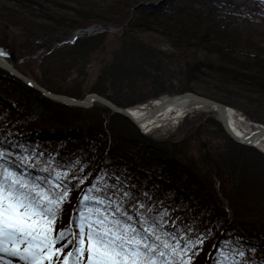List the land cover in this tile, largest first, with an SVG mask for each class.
Here are the masks:
<instances>
[{"label":"trees","instance_id":"1","mask_svg":"<svg viewBox=\"0 0 264 264\" xmlns=\"http://www.w3.org/2000/svg\"><path fill=\"white\" fill-rule=\"evenodd\" d=\"M92 26L104 30L87 33ZM13 31L19 40L7 41ZM0 48L55 93L129 107L193 91L264 124V0H0ZM94 58L83 91L73 76ZM179 127L181 136L142 134L104 105L56 102L0 67V163L45 188H71L57 229L87 210L79 200L96 183L105 190L93 196L122 201L134 219L175 233L161 239L188 245L174 264H264V154L211 112Z\"/></svg>","mask_w":264,"mask_h":264},{"label":"snow or ice","instance_id":"2","mask_svg":"<svg viewBox=\"0 0 264 264\" xmlns=\"http://www.w3.org/2000/svg\"><path fill=\"white\" fill-rule=\"evenodd\" d=\"M5 156L0 151V161ZM63 179L60 174L55 177L57 182ZM47 183L45 188L39 177L26 179L0 163V264H174L188 250L187 244L181 248L179 240L172 244L161 239V235L176 239L175 233L162 232L163 224H149L140 213L141 219L136 220L122 201L93 196L105 190L96 183L79 200L87 210L57 229L71 188L57 183L56 188H65L57 192ZM6 256L15 259L7 261Z\"/></svg>","mask_w":264,"mask_h":264},{"label":"water","instance_id":"3","mask_svg":"<svg viewBox=\"0 0 264 264\" xmlns=\"http://www.w3.org/2000/svg\"><path fill=\"white\" fill-rule=\"evenodd\" d=\"M89 33H92V31H89ZM10 56L11 58H14L12 52ZM0 67L6 70L8 73H10L12 76L26 83L30 87L38 90L43 96L51 100H54L56 102L63 103L69 106H81V107H86V108L90 107L94 102H97L101 105L108 107L112 112L128 117L134 123V125L140 130L141 133L146 134L149 132L141 127L140 120L135 119L129 115V112H128L129 110L127 107L118 106L112 101L96 93H89L83 99H78V98L71 97L65 94H60V93L49 91L43 86H41L40 84H38L36 81H34L32 78L26 76L25 74L18 71L15 67H13L12 64L9 63L5 59L3 54H0ZM168 103L176 104V105L179 104L185 107L186 110L184 114L181 117H179V119H181L185 115H192L193 113L200 111V110L212 111L213 109L217 114V117L215 118L221 123L224 131L234 141L241 143V144L255 147L264 154V151L261 150L260 147L258 146V144L260 143L264 144V125L262 126V128L256 127L255 125L257 124L260 125V124L249 120V122L255 126L254 129L251 130V132L248 133L245 138H237L233 134L229 126V123L227 121V118H226V110L229 108V106L221 102H218L214 99H211L209 97H206L204 95L192 92V91H179V92L170 93L168 95H165V98L160 104V106H156V107L154 106L148 115L149 116L153 115L157 111V109H159V107H162Z\"/></svg>","mask_w":264,"mask_h":264},{"label":"bare ground","instance_id":"4","mask_svg":"<svg viewBox=\"0 0 264 264\" xmlns=\"http://www.w3.org/2000/svg\"><path fill=\"white\" fill-rule=\"evenodd\" d=\"M164 98L165 95H162L147 104L130 106L128 107L129 115L135 119L140 120L141 127L146 131H150L155 128L163 127L166 124L179 121V117H181L186 110L184 106L179 104L176 105L168 103L162 107H159V109H157V111L153 115H148L154 106H160ZM211 112L215 117H217V114L213 109ZM226 118L233 134L237 138H245L247 134L254 129L255 126L262 128V126L264 125L260 123V125L257 124L254 126L249 122V119L245 118L241 113H239L237 110H235V108L232 107H229L226 110ZM258 146L261 150L264 151V144L260 143L258 144Z\"/></svg>","mask_w":264,"mask_h":264},{"label":"rangeland","instance_id":"5","mask_svg":"<svg viewBox=\"0 0 264 264\" xmlns=\"http://www.w3.org/2000/svg\"><path fill=\"white\" fill-rule=\"evenodd\" d=\"M96 33H99V32H96ZM11 37H12V39H11ZM18 37H19V35H18V31L17 32H15V31H13V34L12 35H10V37L8 38V40L7 41H11V40H14V41H16V40H19L18 39ZM0 52H2L3 54H4V51H3V49H1L0 48ZM12 53H13V56H14V58H8L7 56H5L7 59V61L9 62V63H11L12 64V66L13 67H15L14 66V59L16 58V53H15V51H13L12 50ZM17 64L19 65V66H23L24 64H21V63H19V62H17ZM16 68V67H15ZM97 68H98V61H97V58H94V60L91 62V63H89L88 65H87V67H86V69H85V71L84 72H82L81 74H78V72H76L75 73V75L73 76L75 79H74V81L76 82V83H79V84H81V89L83 90V91H85V90H87L88 88H89V86H91V84L94 82V80H95V77H96V74H97ZM18 71H20L18 68H16ZM21 72V71H20ZM21 73H23V72H21ZM24 74V73H23ZM26 76H28V77H30L29 75H27V74H25ZM30 78H32V77H30ZM170 78H171V84L173 85V86H175V87H177V86H179L180 85V83H181V79H180V77H175V76H173L172 74L170 75ZM33 79V78H32ZM34 80V79H33ZM35 81V80H34ZM37 82V81H36ZM38 83V82H37ZM39 84V83H38ZM67 85H69V84H64L63 85V88H66L67 87ZM69 87V86H68ZM67 87V88H68ZM45 88V87H44ZM170 93H175V92H169V93H164V94H162V95H168V94H170ZM161 96V95H160ZM159 96V97H160ZM155 99H157V98H155ZM153 99H148V100H146L145 102H144V104H147V103H149V102H151ZM124 102H125V100L124 99H120V103H121V105L122 106H124ZM144 104H141V105H144ZM201 111H204V110H200L199 112H201ZM198 112V111H197ZM197 112H195V113H197ZM206 112V111H205ZM195 113H193V114H195ZM212 113V112H211ZM212 115H213V113H212ZM183 119V118H182ZM181 119V120H182ZM181 120H179V121H177V122H172V123H169V124H166V125H164L163 127H159V128H155V129H153V130H151L150 132H148V134H151L153 137H156V138H165V137H167V136H169V135H175V136H181V132L179 131V129H180V127H179V124H180V122H181ZM255 123H258V122H255ZM260 124V123H259ZM263 124V123H262ZM226 204V203H225ZM15 258H13L12 257V260H14ZM11 260V261H12ZM8 261V260H7Z\"/></svg>","mask_w":264,"mask_h":264}]
</instances>
